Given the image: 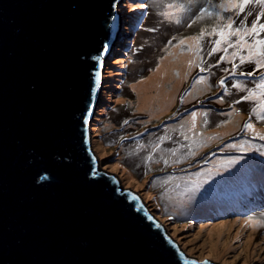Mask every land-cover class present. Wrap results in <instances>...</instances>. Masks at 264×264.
<instances>
[{
  "label": "water",
  "instance_id": "obj_1",
  "mask_svg": "<svg viewBox=\"0 0 264 264\" xmlns=\"http://www.w3.org/2000/svg\"><path fill=\"white\" fill-rule=\"evenodd\" d=\"M119 2L0 0V264H217L191 260L92 149Z\"/></svg>",
  "mask_w": 264,
  "mask_h": 264
},
{
  "label": "rangeland",
  "instance_id": "obj_2",
  "mask_svg": "<svg viewBox=\"0 0 264 264\" xmlns=\"http://www.w3.org/2000/svg\"><path fill=\"white\" fill-rule=\"evenodd\" d=\"M183 2L121 0L119 3L118 11L128 24L123 23L124 33L119 30V39L106 58L103 88L91 127L92 149L100 167L116 175L121 186L143 198L150 213L191 260L264 264V227L256 223H264V155H261L264 140L259 139L264 134V120L252 116L249 121L253 105L243 103L241 120L238 125L231 124L234 129L228 135L220 124H204L201 110L192 107L207 93L213 97L222 94L220 90L212 92L206 81L202 91H195L192 97L194 90L199 89L193 71L198 61L193 65V59L199 58L197 46L189 47L185 39L198 35L201 28L210 32L216 20L205 17L188 27L185 14L176 12L182 20L180 25L160 15L163 11H174L165 7L168 3ZM208 37L206 34L202 41L207 46ZM181 40L185 41L183 45ZM182 57L183 66L176 65ZM209 57L205 59L206 65ZM172 66L174 70L170 73ZM151 78H154L151 92L155 96L147 103L143 100L146 108L139 101V86ZM207 79L218 89V77L210 75ZM163 89L173 96V102L169 99L168 107L161 111L157 94ZM150 100L155 110L150 108L153 105ZM234 116L236 113L231 119ZM244 121L251 122L255 132L244 130ZM242 127L243 137L233 140ZM161 137L170 139L160 143ZM172 148L177 149L175 154L168 151ZM231 150L242 157H225ZM148 156L152 159L147 160ZM243 165L252 169L250 177L240 170ZM224 199L228 202L220 203ZM220 226L225 231L215 239L220 241L216 246L222 253L216 255L207 239L210 230ZM226 253L229 254L223 257Z\"/></svg>",
  "mask_w": 264,
  "mask_h": 264
},
{
  "label": "snow or ice",
  "instance_id": "obj_3",
  "mask_svg": "<svg viewBox=\"0 0 264 264\" xmlns=\"http://www.w3.org/2000/svg\"><path fill=\"white\" fill-rule=\"evenodd\" d=\"M165 7L174 11H163L160 15L166 20L174 21L177 25H180L182 20L180 16L176 15V12L188 16V20L184 21L188 27H192L193 24L205 17L215 18L216 23L210 32L206 33L205 29L201 28L197 36L185 38L196 43V54L200 60L196 67L199 68L200 72H211V67L218 68L225 62L231 64L230 69H225L226 75L218 80V86L222 89L221 102H223V97L233 95L231 90L234 89L237 93H243L242 96L234 100V104L239 105L247 102L253 105L249 121H251L252 116L258 120H264V0H219V3H213V0H185L183 3H168ZM223 13H231V15L225 16ZM154 30L149 29V31ZM206 34L217 37L212 41V47L208 48L207 54L217 56L220 52L224 53V56H217V62L210 67H202L201 65L205 64V59L199 56V53L204 51L206 47V44L202 43ZM184 42L181 40L180 44L183 45ZM168 43L171 45L172 41L170 40ZM245 48L247 55H241L240 53ZM229 49H234V51L229 54ZM229 55L232 58L238 57V63L235 59H227ZM245 64L253 65L254 68L245 70L243 68ZM258 73L260 75L257 78ZM212 74L214 75V73ZM206 81L207 77L200 76L195 82L204 83ZM209 87L212 85L209 84ZM233 111L236 109L233 108ZM204 115L207 116V113ZM194 119L195 114H193ZM124 123L128 122L125 121ZM243 127L255 132V127L251 122L245 123ZM166 139L170 138L161 137L160 143ZM259 139L264 140V134L260 135ZM156 147L158 148L159 144ZM232 147L236 146L233 145ZM168 151L175 154L177 149L172 148ZM261 155H264V152H261ZM151 159V156L147 157V160ZM132 199L137 198L133 196ZM249 222H252V218H249ZM256 223L264 227V223L260 221H256Z\"/></svg>",
  "mask_w": 264,
  "mask_h": 264
},
{
  "label": "clouds",
  "instance_id": "obj_4",
  "mask_svg": "<svg viewBox=\"0 0 264 264\" xmlns=\"http://www.w3.org/2000/svg\"><path fill=\"white\" fill-rule=\"evenodd\" d=\"M227 15H231V13H226V16ZM205 20H207V19H205ZM194 36H197V35H194ZM190 37V36H189ZM217 37H215V36H209L208 37V40H207V42H208V46L206 45V48H205V52L203 53L202 51L200 52L201 53V56L202 57H204V59H206L207 58V50H208V48H211L212 47V45H210V44H212V41L214 40V39H216ZM233 40L235 39V38H232ZM188 45H189V43H188ZM229 51V54L232 52V51H234V49H229L228 50ZM245 52H247V49H245L243 52H241L240 54H242V53H245ZM222 54H223V56H224V53L223 52H221ZM218 55V54H217ZM227 59H235V61L238 63V57H236V58H232L230 55H229V57H227ZM196 61H198V63H200V60L199 59H196V60H194L193 59V65H194V63L196 62ZM215 62H217V60H216V56H210L209 57V60L207 61V65H208V67H210L213 63H215ZM226 63V62H225ZM227 65H229V63H226ZM207 65L206 64H204V65H201L202 67H207ZM231 68V64H230V66L229 67H225L223 70H222V72L220 73V72H218L217 70H215L214 69V67H211V72H200V70H199V68H197L196 67V65L194 66V69H193V71H195V79H194V83H195V85L196 86H198L199 87V89L197 90V93H200L201 91H202V88H203V86L202 85H204V83H196L195 81H196V79L198 78V77H200V76H205V77H209L210 75H212V76H214V77H218V76H220V77H224L225 75H226V72H225V69H230ZM212 71H214L215 72V74L213 75L212 73ZM219 78V77H218ZM241 79H244V78H241ZM209 84H211L212 85V82H211V79L209 80V79H207V82H206V85H208L209 86ZM217 85H218V83H216ZM192 86V83L190 84V87ZM214 86L212 85V87L210 88V90L212 91V92H214V91H216V90H220V91H222L221 89H220V87L218 86V89H215V88H213ZM194 93H195V90H194ZM197 95V94H196ZM221 95V94H220ZM220 95H218V96H216V97H213V95H210L209 96V93H207L204 97H200V101H198V102H195V105L194 106H192V107H197V109L196 110H201V112H202V116H203V114H205V113H207L208 112V110H211V111H214L215 110V108H217V106L219 105V103H221L220 102V100H219V98H220ZM209 96V97H208ZM207 98V99H206ZM231 106H235V107H237L236 108V111H231V113L233 114V113H236V115L237 116H234L232 119H231V117H232V114L231 113H226L225 111H221V112H219L220 113V116L221 117H225V116H228V119H224V120H222V121H220V126H222V127H224V126H226L225 124H231V123H234V122H236V124L238 125L239 124V122H240V120H241V117H239V116H242V114H241V112H240V110H241V105L239 104V105H236V104H234V103H232L231 104ZM203 109H206L205 111H203ZM230 109H232V108H230ZM194 111V110H193ZM216 112H218V111H216ZM203 121H204V124H207V123H205V121H207V122H209V120H207V119H205V117L203 116V118H201ZM231 119V120H230ZM229 120V122H227ZM214 122H216L215 120H214ZM209 124H213V125H219L218 123H209ZM244 124H245V121H244V123H243V126H244ZM208 125V124H207ZM244 130H245V128H244ZM244 130H243V127H242V129L241 130H239L238 131V133L235 135V136H233V140L235 139V141L236 140H239V139H241L242 137H243V134H244ZM230 141V140H229ZM228 141V142H229ZM226 146V145H225ZM227 147V146H226ZM232 152L235 154L234 155V157H242V155L239 153V152H237V151H230V152H228V153H226L225 154V157L226 156H229V154L231 153L232 154ZM140 197V196H139ZM141 198V197H140ZM142 199V201H143V203H144V205H145V207L147 208V206H146V203L144 202V200H143V198H141ZM148 210V209H147ZM148 213H150V211L148 210ZM150 215H152L153 216V214L152 213H150ZM154 217V216H153ZM154 219H156L155 217H154ZM157 220V219H156ZM158 221V220H157ZM159 222V221H158ZM160 223V222H159ZM161 224V223H160ZM161 225H163V224H161ZM164 227V226H163ZM165 228V227H164ZM166 230V229H165ZM169 234V233H168ZM171 239L172 240H174L177 244H178V242L171 236ZM178 246H180L179 244H178ZM182 250V249H181ZM213 263H215V262H213ZM217 264H219V263H217Z\"/></svg>",
  "mask_w": 264,
  "mask_h": 264
},
{
  "label": "bare ground",
  "instance_id": "obj_5",
  "mask_svg": "<svg viewBox=\"0 0 264 264\" xmlns=\"http://www.w3.org/2000/svg\"><path fill=\"white\" fill-rule=\"evenodd\" d=\"M120 2H121V0H120ZM119 2V3H120ZM118 8H119V5H118ZM118 13H119V11H118ZM120 14V13H119ZM123 20L124 19H122V15L120 14V17H119V22H118V27H117V29H116V34H115V38H114V40H113V45H115L116 44V41H117V39H119V35H118V32H119V30H121V32L122 33H124V30L125 29H123L122 28V26H123ZM188 43L190 44L189 45V47H193V45H196V43L194 42V41H192V40H188ZM110 52H111V49H110V51H109V53H108V55L110 54ZM107 55V56H108ZM107 58V57H106ZM184 57H182V58H180V59H178L177 60V62L176 63H178V64H176V65H178V66H180V65H182L183 66V60L185 59H183ZM106 61H107V59H106ZM106 61H105V64H106ZM190 61L191 60H189L188 62L190 63ZM119 62V61H118ZM187 62V63H188ZM175 66V65H174ZM174 66H172L171 68H170V73H172V71L174 70ZM105 69V68H104ZM169 73V72H168ZM104 74H105V72H104ZM104 74H103V76H104ZM183 74V73H182ZM183 76H184V74H183ZM153 80H154V78H151L150 79V81L149 82H147V84L146 83H144V84H142V85H144V86H139V88H140V94H141V97H140V100L139 101H141V104H142V106L143 107H146L147 108V105L146 104H144V102L145 103H147L148 102V99H150V98H152L153 96H155V94H153L152 92H151V89L153 88L152 87V85H151V82H153ZM177 79H176V82L174 83V85H176L177 84ZM101 86H102V84H101ZM102 88L103 87H100V91L102 92ZM195 91H197V90H195ZM101 92H100V95H101ZM166 92H165V89H163L162 90V92H159L157 95H159L160 96V99L158 100L159 101V109L161 110V111H163V110H165V107H168V105H169V99H171V103L173 102V96L170 94V93H167L166 95ZM195 94H194V92L192 93V97L194 96ZM99 100H100V96H99ZM143 100H144V102H143ZM150 102H151V100H150ZM152 103V102H151ZM155 103V102H154ZM153 104V103H152ZM154 105L155 104H153V105H151L150 106V108H153L154 107ZM154 110L156 109V106L153 108ZM143 110H146V109H143ZM152 110V109H151ZM96 111H97V109H96ZM150 111V110H149ZM193 123H194V121H193ZM234 123H236V122H234ZM231 124H233V123H231ZM231 124H229V125H226V126H224L223 128H224V131H228V135L231 133V131H232V129H234V128H232V125ZM233 132V131H232ZM246 176H249L250 177V175H251V172H252V169L251 168H249V166H245V165H243L242 166V168L240 169ZM239 174H240V171H239ZM249 177H247L248 179H249ZM224 201H226V202H228V199H224L223 201H221L220 203H223ZM226 202H225V206L227 205L226 204ZM241 203V202H240ZM226 208V207H225ZM207 212H203V214H206ZM223 229V230H222ZM225 231V229H224V226H220V227H213L211 230H210V233H209V237H208V242L210 243V246H211V248H212V250H211V252H213L214 254H216V255H221V253H222V251L221 250H219V247H217L218 246V244L220 243V241L218 240V239H215L216 237L218 238L219 237V235L218 234H221L222 232H224ZM205 243V242H204ZM217 245V246H216ZM210 246H208L209 248H210ZM229 253H231V252H229ZM229 253H226V254H224L223 255V257H226ZM220 264V263H219Z\"/></svg>",
  "mask_w": 264,
  "mask_h": 264
},
{
  "label": "flooded vegetation",
  "instance_id": "obj_6",
  "mask_svg": "<svg viewBox=\"0 0 264 264\" xmlns=\"http://www.w3.org/2000/svg\"><path fill=\"white\" fill-rule=\"evenodd\" d=\"M217 56H223V54L220 52V53H218V55ZM217 56H216V60H217ZM230 66V64L229 65H227L226 63H222L221 65H220V67H214V69L215 70H217L218 72H222V70L225 68V67H229ZM243 68L245 69V70H248V69H252V68H254V66L253 65H248V64H245L244 66H243ZM219 77V79L220 78H222V77H220V76H218ZM229 83L231 82V81H228ZM221 89V88H220ZM222 90V89H221ZM232 92H233V95H230V96H227V97H223V102H221V99L219 98V100H220V102L221 103H219V105L217 106V108H215V110L214 111H211V110H208V112H207V116H205L204 114H203V116L205 117V119H207V120H209V122H207V124L209 125V123L211 122V123H220V121H222V120H224V119H228V116H225V117H221L220 116V113L219 112H221V111H225L226 113H231V111L233 110V108H237V107H235V106H231V104L234 102V100L236 99V98H238L239 96H242L243 95V93H237L234 89L233 90H231ZM222 96V94L220 95V97ZM241 105V107H243V104H240ZM230 108H232V109H230ZM206 109H203V111H205ZM216 111H218V112H216ZM232 114V113H231ZM214 120L216 121V122H214ZM234 153L232 152V154L230 153L229 154V156H226V157H234Z\"/></svg>",
  "mask_w": 264,
  "mask_h": 264
},
{
  "label": "trees",
  "instance_id": "obj_7",
  "mask_svg": "<svg viewBox=\"0 0 264 264\" xmlns=\"http://www.w3.org/2000/svg\"><path fill=\"white\" fill-rule=\"evenodd\" d=\"M123 22L125 23V26H126V24H128V22H127V21L125 22V20H123ZM123 25H124V24H123ZM118 45L120 46V45H122V44H118ZM120 47H121V46H120ZM120 47H118V48H120ZM116 50H119V49H116ZM174 239H175V238H174Z\"/></svg>",
  "mask_w": 264,
  "mask_h": 264
}]
</instances>
